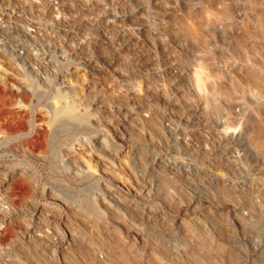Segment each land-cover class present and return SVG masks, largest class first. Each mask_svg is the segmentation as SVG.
I'll return each instance as SVG.
<instances>
[{
  "label": "rangeland",
  "instance_id": "1",
  "mask_svg": "<svg viewBox=\"0 0 264 264\" xmlns=\"http://www.w3.org/2000/svg\"><path fill=\"white\" fill-rule=\"evenodd\" d=\"M263 1L0 0V264H264Z\"/></svg>",
  "mask_w": 264,
  "mask_h": 264
},
{
  "label": "bare ground",
  "instance_id": "2",
  "mask_svg": "<svg viewBox=\"0 0 264 264\" xmlns=\"http://www.w3.org/2000/svg\"><path fill=\"white\" fill-rule=\"evenodd\" d=\"M262 1V0H261ZM261 5H263V10L261 11V12H259L258 14H259V16H258V18H259V20H260V23H263L264 24V1L262 2V4ZM258 20V19H257ZM262 65H263V67H264V61H262ZM262 147V146H261ZM261 152H262V156H263V158H264V148H261Z\"/></svg>",
  "mask_w": 264,
  "mask_h": 264
}]
</instances>
